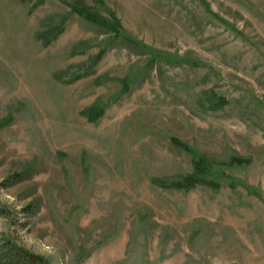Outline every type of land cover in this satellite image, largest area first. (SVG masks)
Returning <instances> with one entry per match:
<instances>
[{"label":"rangeland","instance_id":"1","mask_svg":"<svg viewBox=\"0 0 264 264\" xmlns=\"http://www.w3.org/2000/svg\"><path fill=\"white\" fill-rule=\"evenodd\" d=\"M0 208L46 264H264V0H0Z\"/></svg>","mask_w":264,"mask_h":264},{"label":"trees","instance_id":"2","mask_svg":"<svg viewBox=\"0 0 264 264\" xmlns=\"http://www.w3.org/2000/svg\"><path fill=\"white\" fill-rule=\"evenodd\" d=\"M97 1V0H95ZM71 11L73 14L77 15L78 17L82 18L83 20L96 25L98 28H101L103 31H107L109 33H113L112 40L114 39H121L125 37H121L120 35V23L117 19L114 18L113 14L110 15V20L104 19L99 16L97 13L93 12L92 9L87 8L84 4L80 1H75L74 4L71 5ZM129 41V40H128ZM132 44H135L132 41H129ZM104 50L100 52L98 58L104 54ZM225 101L223 99H218L217 103L214 101L210 102L209 110H217L223 106ZM88 120L95 121L98 117L102 114V111L97 110L96 112H92V110L88 109ZM178 146H180L183 150L188 151V148L181 144L180 142H175ZM249 161L246 159L240 158H231L229 161L230 165H243L248 164ZM213 166L211 162L206 160L204 157H198L193 159L192 161V168L193 173L190 176L183 178L181 184H179L178 188L183 189H190L193 186L200 184L210 186L212 188H218V183L214 181L206 180L202 175L210 171V168ZM5 215L4 209L0 208V218ZM0 264H46L45 260L33 254L22 247L15 245L10 240H5L0 246Z\"/></svg>","mask_w":264,"mask_h":264}]
</instances>
